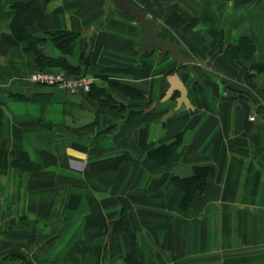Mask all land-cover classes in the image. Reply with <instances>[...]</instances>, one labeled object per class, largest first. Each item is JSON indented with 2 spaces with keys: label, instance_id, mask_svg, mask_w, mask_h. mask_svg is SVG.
Here are the masks:
<instances>
[{
  "label": "crops",
  "instance_id": "0c3cea01",
  "mask_svg": "<svg viewBox=\"0 0 264 264\" xmlns=\"http://www.w3.org/2000/svg\"><path fill=\"white\" fill-rule=\"evenodd\" d=\"M129 1L249 101L187 75L193 108L164 99L181 66L141 54L112 0H0V151L36 167H0V264H264V0ZM242 39L255 50L233 59ZM44 69L91 90L27 79Z\"/></svg>",
  "mask_w": 264,
  "mask_h": 264
},
{
  "label": "water",
  "instance_id": "95a60500",
  "mask_svg": "<svg viewBox=\"0 0 264 264\" xmlns=\"http://www.w3.org/2000/svg\"><path fill=\"white\" fill-rule=\"evenodd\" d=\"M112 1L118 10L125 11L134 17L135 22L142 28L143 35L141 40L146 41V43L140 47L141 54L146 51L151 53L154 50H159L160 57L169 55V57L174 59L178 65L181 66L176 73L172 74L168 78L169 87L164 94V99H168L172 93L177 90L179 92V96L176 101L177 106L179 107L183 104L188 109L193 108L187 97V88L181 80L182 76L187 75L192 78L193 83L208 87L211 94L221 101H237L239 99L249 101V98L244 94L227 95L223 93L222 85L219 81H214L201 76L195 69L192 58L181 51L180 45L170 40L163 39L157 35L156 21L152 16L147 15L142 9L132 4L129 0ZM120 105L123 106L122 103ZM171 113L172 112H169L168 115Z\"/></svg>",
  "mask_w": 264,
  "mask_h": 264
},
{
  "label": "built area",
  "instance_id": "2783aa9c",
  "mask_svg": "<svg viewBox=\"0 0 264 264\" xmlns=\"http://www.w3.org/2000/svg\"><path fill=\"white\" fill-rule=\"evenodd\" d=\"M27 79L33 84L53 86L74 95L87 94L91 90V80L85 75L68 76L63 72L44 69L30 72ZM249 119L254 121L255 117L250 116Z\"/></svg>",
  "mask_w": 264,
  "mask_h": 264
},
{
  "label": "trees",
  "instance_id": "16d2710c",
  "mask_svg": "<svg viewBox=\"0 0 264 264\" xmlns=\"http://www.w3.org/2000/svg\"><path fill=\"white\" fill-rule=\"evenodd\" d=\"M215 35V34H213ZM220 35V33H219ZM217 35V36H219ZM60 44H66L68 46H70L69 41L65 39V35L64 34H60L58 35ZM219 38V37H218ZM220 39V38H219ZM67 42V43H66ZM242 47L243 48H234V49H228V53L229 56L233 57L232 55L234 53L237 54V56H242L244 58H249L252 53L255 50V47L253 45V43L250 40H246V39H242L241 41ZM69 50V49H67ZM103 95H105V100L102 99V102H106L107 100L110 99V96L103 93V91L101 92ZM8 156H10L12 159L8 160ZM10 163V165L19 168V169H23V170H27V169H34L36 167H34L33 164H31L30 162L27 161V159L25 158V156L22 153H16V152H11V153H7L5 151H0V167L4 168L6 166H8V164ZM199 171L198 168H196V173ZM203 184V180L200 182V190L202 189V185Z\"/></svg>",
  "mask_w": 264,
  "mask_h": 264
},
{
  "label": "rangeland",
  "instance_id": "374dc122",
  "mask_svg": "<svg viewBox=\"0 0 264 264\" xmlns=\"http://www.w3.org/2000/svg\"><path fill=\"white\" fill-rule=\"evenodd\" d=\"M158 1H159V0H157V1L155 0L154 3H155V2L157 3ZM175 1H177V0H173V2H175ZM181 1H187V0H180V2H181ZM190 1L193 3V0H190ZM160 2H161V0H160ZM168 2H170V1L168 0ZM165 3H167V2H165ZM150 4H151V2L149 3V5H150ZM197 5H198V4H197ZM154 6H155V4H153V7H154ZM171 16H172V15H171ZM170 19H171V17H170ZM182 19H184V17L179 16V18H178L177 20L179 21V23H181V22H182ZM189 21H191V23H192V19H190ZM167 23H169V22H167ZM167 23H166V24H167ZM167 25H168L169 28H171V23H169V24H167ZM165 26H166V25H165ZM188 31H191V28H189ZM186 50H189V49L186 48ZM189 52H190V51H189ZM232 56H233V57H232L233 59L239 57V56H237L236 53H234ZM260 102L263 103V100L260 101Z\"/></svg>",
  "mask_w": 264,
  "mask_h": 264
}]
</instances>
